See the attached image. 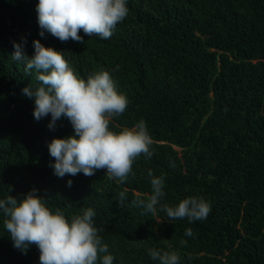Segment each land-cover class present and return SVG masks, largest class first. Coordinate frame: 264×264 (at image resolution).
Listing matches in <instances>:
<instances>
[{
	"label": "trees",
	"instance_id": "16d2710c",
	"mask_svg": "<svg viewBox=\"0 0 264 264\" xmlns=\"http://www.w3.org/2000/svg\"><path fill=\"white\" fill-rule=\"evenodd\" d=\"M37 4L0 0V198L35 189L69 220L92 208L113 264H159L150 249L176 251L179 264H264V0H126L111 38L81 30L83 43L41 36ZM34 40L62 51L85 80L109 72L128 100L113 131L145 122L153 155L138 157L127 181L105 169L54 174L48 145L74 129L66 117L53 128L50 114L37 121L23 94L39 82L12 59L14 42L31 57ZM149 169L164 177L155 216L133 203L152 192ZM188 197L210 203L206 219L171 220L161 209ZM3 221L0 264H40L38 247L16 248Z\"/></svg>",
	"mask_w": 264,
	"mask_h": 264
},
{
	"label": "clouds",
	"instance_id": "9594fccd",
	"mask_svg": "<svg viewBox=\"0 0 264 264\" xmlns=\"http://www.w3.org/2000/svg\"><path fill=\"white\" fill-rule=\"evenodd\" d=\"M36 11L41 36L47 30L61 42L71 39L83 43L81 30L89 37L111 38L117 24L127 16L128 7L126 0H38ZM33 45L31 57L16 42L12 53L14 61L24 62L27 74L36 71L39 85L23 89L24 95L34 98L33 115L39 121L50 114V128L66 117L74 129V135L53 138L48 145L55 159L54 174L61 178L81 172L92 176L105 169L109 179L127 181L130 174L134 175V161L141 155H153V140L145 122L113 131L110 121L126 111L128 100L116 90L109 72L102 70L85 80L69 65L62 51L46 47L40 40H34ZM147 175L151 177L152 192L146 199L137 193L133 203L155 216L156 206L165 196L164 177L154 176L151 169ZM71 184L69 180L68 185ZM119 195L122 202L125 193ZM161 209L171 220L198 221L207 218L211 205L203 198L188 197L177 206L163 204ZM0 214L14 246L26 252L29 245H36L40 264H113L108 245L102 242L94 225L96 213L92 208H85L69 220L63 211L50 210L33 189L19 199L11 194L0 198ZM185 235H194L191 228L186 229ZM186 243L181 240V244ZM149 253L159 264L180 261L176 251L150 249Z\"/></svg>",
	"mask_w": 264,
	"mask_h": 264
}]
</instances>
